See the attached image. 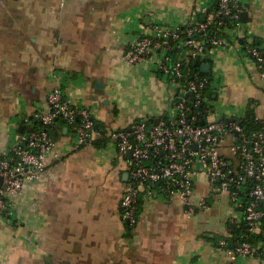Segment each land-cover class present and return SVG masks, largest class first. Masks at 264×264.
Listing matches in <instances>:
<instances>
[{
	"label": "crops",
	"instance_id": "crops-1",
	"mask_svg": "<svg viewBox=\"0 0 264 264\" xmlns=\"http://www.w3.org/2000/svg\"><path fill=\"white\" fill-rule=\"evenodd\" d=\"M215 7L216 0H0V157L24 118L48 110L56 85L96 121L91 145L74 150L69 127L55 119L51 138L60 158L48 155L39 179L14 198L12 217L0 216V264H230L218 241L232 237L229 223L244 225L243 212L202 173L192 204L204 198L209 209L187 214L176 197L142 198L136 224L121 220L126 156L108 137L169 112L170 88L152 63L124 60L138 29L190 23ZM243 12L246 33L215 52L210 75L224 86L235 117L260 118L264 81L240 47L251 36L264 53V0H247ZM123 98L131 108L120 113ZM234 264H264V256Z\"/></svg>",
	"mask_w": 264,
	"mask_h": 264
},
{
	"label": "built area",
	"instance_id": "built-area-1",
	"mask_svg": "<svg viewBox=\"0 0 264 264\" xmlns=\"http://www.w3.org/2000/svg\"><path fill=\"white\" fill-rule=\"evenodd\" d=\"M246 1L216 0L213 11L202 8V17L190 23L141 26L125 50L124 60L130 65L152 60L157 74L176 85L172 108L157 123L137 120L108 134L119 156L130 152L125 160L128 178L120 198L121 220L128 226L136 224L142 198L176 197L186 206L187 214L209 209L204 198L192 204L194 178L202 173L219 192L227 194L233 207L242 209L247 232L262 237L256 244L245 233L233 242L219 240L230 264L238 257L264 256V115L256 118L261 128L246 136L240 118L230 108H213V100L222 88L217 77L192 69L190 63L196 59L199 69L200 63L211 62L217 50L237 44L236 36L246 33L241 22ZM240 48L254 61L264 81L261 46L249 36ZM47 103L48 110L35 114L33 119H23L22 132L15 133L14 143L0 157L3 218L12 217L14 198L25 184L39 179L48 155L60 158L50 136L56 118L69 127L74 150L89 147L93 140L96 121L88 106L74 104L60 85L48 92ZM224 118L233 121L226 123Z\"/></svg>",
	"mask_w": 264,
	"mask_h": 264
},
{
	"label": "trees",
	"instance_id": "trees-1",
	"mask_svg": "<svg viewBox=\"0 0 264 264\" xmlns=\"http://www.w3.org/2000/svg\"><path fill=\"white\" fill-rule=\"evenodd\" d=\"M190 67L192 69L199 70L197 65H192V62L190 63ZM204 74V73H203ZM240 125L243 127L244 132L246 136H251L253 133L257 132L261 128V123L258 119H256L255 115L247 114V116L240 118L238 120ZM154 122L153 121H147V124L152 125ZM38 127H41L40 124H36ZM264 207V204L262 205ZM121 211V208H120ZM131 227V226H130ZM228 229L229 232L231 233L232 237L231 238H224L230 242H233L235 239L240 238V235L245 233L246 235L249 236L250 240H253V243H257L258 241L262 240L261 234H249L246 230L245 225H240L239 227H235V224L229 223L228 224ZM262 231L264 232V219L262 221ZM219 244V241H218Z\"/></svg>",
	"mask_w": 264,
	"mask_h": 264
},
{
	"label": "rangeland",
	"instance_id": "rangeland-1",
	"mask_svg": "<svg viewBox=\"0 0 264 264\" xmlns=\"http://www.w3.org/2000/svg\"><path fill=\"white\" fill-rule=\"evenodd\" d=\"M161 25L162 26H167V25H163V24H161ZM144 62H151L152 65H153L152 70H153V73L155 74V76L159 79V81H161V82H163L165 84H168L170 89H168L166 87L167 88L166 97H167V101H168V108L167 109L170 112V110L172 108V101H171L172 100V90H174V88L176 86L175 83L171 82L168 79H165V78L161 77L160 75H158L157 72L155 71V68H154L155 65L153 64L152 60H145ZM138 64H141V63H138ZM214 77L215 76H213V78ZM210 90H211V88H210ZM118 98H119V96H118ZM139 98H140V95H139ZM141 100L143 101V99H141ZM121 101H122V103H121ZM129 102H130V99H126V98H123V100H118L117 104L119 105L118 110L120 111V113L124 112L125 109H123V108H125V105H128L130 107L131 103H129ZM231 106H232V104L229 102V100L227 98V95H226V92H225V88H224V86H222L221 90L217 93V98L213 100V108H214L215 111H218L219 107H221V110H226L227 108H230L232 114L235 115V108H233ZM252 235H253V233H252Z\"/></svg>",
	"mask_w": 264,
	"mask_h": 264
},
{
	"label": "water",
	"instance_id": "water-1",
	"mask_svg": "<svg viewBox=\"0 0 264 264\" xmlns=\"http://www.w3.org/2000/svg\"><path fill=\"white\" fill-rule=\"evenodd\" d=\"M247 14H246V12H242L241 13V20L242 21H245L244 20V17L246 16ZM192 65H197V60L196 59H194V60H192ZM199 70H200V72L201 73H204V74H209L210 72H211V64L210 63H208V62H202V63H200L199 64ZM57 119V118H56ZM226 123H228V122H230V121H233V118H224L223 119ZM158 122V118H156L155 120H154V123H157ZM200 123L202 124L203 123V120H200ZM19 130H20V132H22V130H23V126H20L19 127ZM54 134H55V131L54 130H50V136L53 138V136H54ZM196 146V145H195ZM126 157H130V152H128L127 154H126ZM128 178V177H127ZM245 181V180H244Z\"/></svg>",
	"mask_w": 264,
	"mask_h": 264
}]
</instances>
